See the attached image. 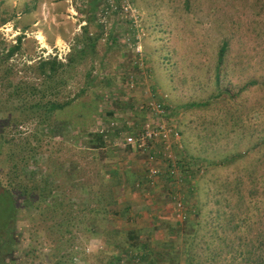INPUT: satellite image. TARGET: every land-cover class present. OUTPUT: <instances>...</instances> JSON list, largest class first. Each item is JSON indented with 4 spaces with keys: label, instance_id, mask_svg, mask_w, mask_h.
I'll list each match as a JSON object with an SVG mask.
<instances>
[{
    "label": "rangeland",
    "instance_id": "obj_1",
    "mask_svg": "<svg viewBox=\"0 0 264 264\" xmlns=\"http://www.w3.org/2000/svg\"><path fill=\"white\" fill-rule=\"evenodd\" d=\"M42 60H55L51 78ZM37 88L42 104L63 106L46 122ZM150 100L181 145L154 156L162 177L144 185L174 208L148 255L264 264V0H0V181L17 198L9 229L0 192V264H105L112 251L90 240L112 189L101 176L107 151L89 141L99 123L143 127ZM140 251L130 255L137 264Z\"/></svg>",
    "mask_w": 264,
    "mask_h": 264
},
{
    "label": "crops",
    "instance_id": "obj_2",
    "mask_svg": "<svg viewBox=\"0 0 264 264\" xmlns=\"http://www.w3.org/2000/svg\"><path fill=\"white\" fill-rule=\"evenodd\" d=\"M138 93L136 91L135 95ZM144 106L146 108L147 103ZM145 112H147V108ZM118 116L122 117L120 114ZM122 122L116 127H113L110 123H103L102 125L99 123V133L103 135L104 139V145L100 149L107 151L105 159L101 158L103 163L101 176L104 180L110 182L114 200L112 204L106 205L104 208L101 206L97 208L100 210H98L97 218L93 222L96 228H100V230L98 235L94 236L90 242L91 247L93 245L98 253L103 251L104 245L109 249H106V251H112V256L105 260V264H113L116 259L121 262L125 260L128 264H131V261L137 264L136 261H133L134 256H130L134 255L133 253H136L137 249H141L139 252L141 258H138L141 260V264H148L153 258L148 255L147 251L156 246L154 244H159L163 237L167 235L161 233V228L166 227V223L173 218L174 208L172 203L160 200L162 197L155 199L152 191L145 192L144 188V185L154 188L150 183L153 182L151 178L157 180L162 177L161 168L157 167L155 169L157 172L153 176H151L150 171L154 167L152 162L155 160H151L152 154L156 152L163 154L164 152L161 145H155L150 151L143 152L137 151L130 146H122L118 138L111 142V140L113 141L111 136L116 131H118L119 137H123L126 131L135 132L142 127L140 126L142 125L141 123L137 124L127 118H124ZM134 123L137 126L134 127ZM107 138L108 141H106ZM110 143H112V147ZM177 144L181 145L180 140ZM114 146L116 149L113 148ZM108 148L112 149L109 150ZM119 154L121 156L117 158ZM157 156L159 155L156 154V158ZM123 160H126V162ZM165 178L168 181L170 180L168 177ZM153 191L155 193L157 190L154 189ZM105 210L108 214V220H104L102 223H105L106 229L100 227V218H103ZM166 231L167 229L165 228L164 232ZM106 242L111 244L110 248ZM120 242L122 243L121 248ZM95 248L93 249L96 250Z\"/></svg>",
    "mask_w": 264,
    "mask_h": 264
},
{
    "label": "built area",
    "instance_id": "obj_3",
    "mask_svg": "<svg viewBox=\"0 0 264 264\" xmlns=\"http://www.w3.org/2000/svg\"><path fill=\"white\" fill-rule=\"evenodd\" d=\"M147 112L149 114L150 120L138 131V134L133 137H125L120 141V144L122 146H130L137 151H150L152 148H154L155 145H161L165 151H168L171 149L172 144H177L180 139V133L177 130L176 126L171 122L164 118L166 114V109L163 105L160 103H154L151 100L147 103ZM124 140V141H123ZM173 144V145H174ZM158 154H152V159L154 160V156ZM165 156L172 157L171 154H166ZM174 167V165H171V168ZM155 168H151L150 174L151 176L156 174ZM173 174H175V171L173 170ZM178 179V178H177ZM176 184H179V181L177 180ZM180 186L177 188L178 192L177 195L180 193ZM176 195V196H177ZM175 196V200H176ZM178 200V201H177ZM177 210L179 211V218L185 219L184 215L182 214L183 208H182V201L180 199H177Z\"/></svg>",
    "mask_w": 264,
    "mask_h": 264
},
{
    "label": "trees",
    "instance_id": "obj_4",
    "mask_svg": "<svg viewBox=\"0 0 264 264\" xmlns=\"http://www.w3.org/2000/svg\"><path fill=\"white\" fill-rule=\"evenodd\" d=\"M17 47L18 46H15L12 50L16 49ZM86 50L87 49H85L83 51L82 50H79V54H84ZM224 51H225V46H223L220 49V51H219V60H222V58L224 56ZM72 58L74 59L73 56H72ZM55 65H56L55 64V60H42L41 62H39L38 66H37V69H38L39 73L43 75V77H45V78L46 77H50L51 78L52 73H54L55 70H56V66ZM59 66H61V65H59ZM47 79H49V78H47ZM15 89L17 90L16 92H17L18 98L22 99L23 97L21 96V94H23V92L20 89V87L18 85H16ZM35 93L36 92H32L31 93V96L33 94H35ZM37 94H38V98H37V103H35V104H37V110L40 109L41 107H43L45 109V112H44V116L45 117H42L41 116L45 120V122L47 121V119L49 117H51V114L53 113L51 111L54 110V111H57L58 112V111H62L63 110V108H62L63 106L62 105H56L53 102H48L47 101L44 104H42L41 103V98L43 97L42 89L39 90V88H37ZM46 110H50V111H48L49 114H47ZM55 119L56 118H54L53 120H55ZM45 125H47V123H45ZM49 128L52 129L53 126L51 125ZM78 128H79V126H78ZM95 134H97V135H95ZM90 135H92V134H90ZM93 135L94 136L89 141V143H90L89 145H91V147H94V148H102L103 145H104L103 138L101 137L102 135L101 134H98V133H94ZM102 185L104 186V184H102ZM94 191H96V190H94ZM110 191H111V193H110L111 199L113 201L114 199L112 198V190H110ZM0 192H4V194H2V195H4L6 197L5 202L7 203L6 205L9 207V215L7 217V220H8L9 229H10L11 228L10 221L15 219L16 213H17V198H15V196L10 192L9 189H7L6 187L4 188V186L1 184V181H0ZM0 198H2V196H0ZM28 199L29 198H26L24 200H28ZM112 201H108L107 202V205L112 204ZM251 206L257 207V203L256 202L255 203H251V201H250L249 204H248V208H247L248 211L251 209ZM97 210H100V209H97ZM104 212L106 213V210ZM245 219H244L243 225L240 224V229H242V230L244 229V225L246 223V220ZM11 242H12L11 239H9L8 241H6L7 244H6L5 247L7 249H9L8 247L10 246ZM1 245L2 244H0V246ZM3 248L4 247H2V249ZM1 253H2V251H0V263H1V259H2L1 258V256H2ZM148 264H156V263H155L154 260H150Z\"/></svg>",
    "mask_w": 264,
    "mask_h": 264
}]
</instances>
